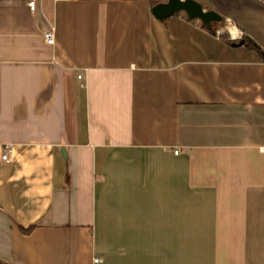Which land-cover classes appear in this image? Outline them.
<instances>
[{
    "label": "crops",
    "instance_id": "crops-1",
    "mask_svg": "<svg viewBox=\"0 0 264 264\" xmlns=\"http://www.w3.org/2000/svg\"><path fill=\"white\" fill-rule=\"evenodd\" d=\"M28 1L0 0V260L264 264V58L220 37L264 52V0H195L216 35L149 0Z\"/></svg>",
    "mask_w": 264,
    "mask_h": 264
},
{
    "label": "water",
    "instance_id": "water-1",
    "mask_svg": "<svg viewBox=\"0 0 264 264\" xmlns=\"http://www.w3.org/2000/svg\"><path fill=\"white\" fill-rule=\"evenodd\" d=\"M184 13L190 20L200 21L208 30H212L214 23L223 21V17L215 11L205 10L203 5L195 0H167L152 8L154 17L162 22ZM245 43L241 40L234 43L233 47H241Z\"/></svg>",
    "mask_w": 264,
    "mask_h": 264
},
{
    "label": "trees",
    "instance_id": "trees-1",
    "mask_svg": "<svg viewBox=\"0 0 264 264\" xmlns=\"http://www.w3.org/2000/svg\"><path fill=\"white\" fill-rule=\"evenodd\" d=\"M149 1H150L151 4H152V8H153L154 6H156V5H158V4H160V3L163 2L162 0H149ZM188 19H189V18H188ZM189 20H190V19H189ZM190 21H193V20H190ZM225 24H226V20L223 19V21L220 22V23H214V24L212 25V30H209V31L216 35L217 32H218L219 30H221V29H223V28L225 27ZM202 25H203V24H202ZM203 27H204L205 29H207L204 25H203ZM207 30H208V29H207ZM220 37H221V39H222L225 43H227V44H229V45H231V46H232L234 43H239V42H240V41H233V40L229 39L227 33H223ZM243 40L245 41V43H244L243 46H246L247 48H249V49H251V50H253V51L258 52V54H259L261 57L264 58V52H263V51H262V50H261V49H260L255 43H253L252 41L248 40L247 38H243ZM33 229H34V227H30V228H28V229L21 228V230H22L25 234L30 233ZM0 264H7V263H5V262H3V261L0 260Z\"/></svg>",
    "mask_w": 264,
    "mask_h": 264
},
{
    "label": "built area",
    "instance_id": "built-area-1",
    "mask_svg": "<svg viewBox=\"0 0 264 264\" xmlns=\"http://www.w3.org/2000/svg\"><path fill=\"white\" fill-rule=\"evenodd\" d=\"M38 1L39 0H29L28 1V8L29 10L34 13L37 10L38 7ZM59 1V0H56ZM234 38V37H233ZM44 40L46 42L47 45L53 46L55 44V28H51L50 30H48L45 35H44ZM234 40V39H233ZM79 79H82V76H78ZM8 153H9V149H6V154L3 155L2 159L4 161H8ZM175 154L178 155L179 151H175ZM101 261L99 259L95 260V263L98 264Z\"/></svg>",
    "mask_w": 264,
    "mask_h": 264
},
{
    "label": "rangeland",
    "instance_id": "rangeland-1",
    "mask_svg": "<svg viewBox=\"0 0 264 264\" xmlns=\"http://www.w3.org/2000/svg\"><path fill=\"white\" fill-rule=\"evenodd\" d=\"M163 2L167 1V0H162ZM228 38L231 39L230 35H228Z\"/></svg>",
    "mask_w": 264,
    "mask_h": 264
}]
</instances>
